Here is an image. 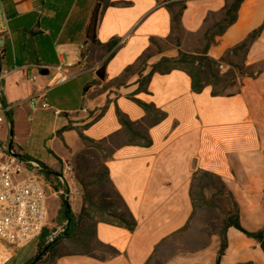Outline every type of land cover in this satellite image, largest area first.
I'll list each match as a JSON object with an SVG mask.
<instances>
[{"label": "crops", "instance_id": "0c3cea01", "mask_svg": "<svg viewBox=\"0 0 264 264\" xmlns=\"http://www.w3.org/2000/svg\"><path fill=\"white\" fill-rule=\"evenodd\" d=\"M229 1L0 0L2 68L8 71L2 80L3 102L10 107L0 128L1 139L12 142L29 158L30 139L44 132L59 162L51 168L60 174L65 162L73 165L90 142L84 137L102 150L108 148L104 165L109 183L136 221L129 229L97 220L92 236L62 237L64 245L54 243L37 264H148L158 246L190 221L196 169L224 181L245 229L264 230V0H242L236 21L209 48L208 54L219 59L260 29L244 56L252 72L237 75L224 94H212L211 85L195 92L190 75L179 68L156 72L147 91L138 90V70L125 73L146 52L151 56L143 74L162 56L178 54L177 47L155 50L151 42L154 38L161 43L172 36L173 11H180V35H197L211 17L223 15ZM94 11L97 24L91 40L87 37ZM80 61L85 66L70 68L72 76L64 81L56 80L54 70H47ZM102 66L104 77L100 78L97 71ZM39 89L45 90L51 108L32 109L30 99ZM134 97L154 104L165 117L151 122ZM54 109L61 113L56 115ZM118 109L134 123V130L151 139L150 145L139 138L132 140ZM52 116L53 124L46 123ZM73 178L74 174L68 180ZM52 187L55 191L49 198L64 196L61 190L70 196L69 203L76 198V208L71 204L75 216L76 209L88 206L84 200L77 202L82 193L74 181L67 189ZM56 207L59 213L61 205ZM86 218L79 219V225ZM227 238L219 264H264L260 241L232 226ZM70 240L74 243L67 250ZM27 245L5 264H25L19 252ZM211 248L208 262L216 264L220 248L216 235ZM203 252L176 254L164 264H204L201 261L207 255Z\"/></svg>", "mask_w": 264, "mask_h": 264}, {"label": "rangeland", "instance_id": "374dc122", "mask_svg": "<svg viewBox=\"0 0 264 264\" xmlns=\"http://www.w3.org/2000/svg\"><path fill=\"white\" fill-rule=\"evenodd\" d=\"M219 18V15L211 17L205 30L210 27L214 21L219 20ZM205 30L197 35H183V33H181L179 37H170L166 41L156 44L154 49H172L180 44L181 49L185 51L195 52L202 50L208 41V37L204 34ZM228 60L230 63L223 62L228 68L223 72L220 70L223 75H226L227 79L231 78V73L241 75L243 74L241 72L251 70L244 64L243 52L241 51L233 53L232 56L228 57ZM222 84H225V82ZM49 118L51 119H47L46 123L53 124V116ZM61 121L62 117L60 118V122ZM44 134L43 132L40 137L34 135L30 139L31 147L29 150V158L50 168L57 167L59 162L50 150L49 138L45 139ZM109 152L110 150L108 148L102 150L95 143L89 142L72 161L75 168L74 178L71 180H73L75 184H79L80 193H82V197L77 199L78 203L84 200V194L87 190L99 203L108 204L112 210L118 209L119 211H125L121 200L118 198L112 185L108 182L104 174V160ZM73 181L70 182L73 183ZM193 190L197 198V204L190 221L182 231L166 239L158 246L148 264H164L169 258L176 254H186L203 250V253L207 256L206 261L204 258L201 262L210 264L208 259L212 256V237L214 235L219 237V231L223 226L224 219L230 211L233 212V206L226 191L223 192L224 187L218 179L211 180L207 177L198 178L195 180ZM48 193L50 195L51 192L48 191ZM62 199L61 195L51 196V198L48 199L49 219L47 226L37 239L29 243L19 252V260H24L25 264H29L37 254V243L39 242L45 245L57 238V243L60 242V244L63 243L64 245V242H61V232L57 233V231L63 227L59 225L60 220L56 212V206L62 204ZM75 201L76 198H73L70 206L73 205L76 208ZM81 212V207L75 211L77 215H80ZM89 213H92V210H89ZM91 223L92 220L87 217L83 219V224L79 225V228L84 231L88 229ZM72 243H74L73 240L68 241L65 248L67 250L72 249L70 246ZM249 264L254 263L250 262Z\"/></svg>", "mask_w": 264, "mask_h": 264}, {"label": "trees", "instance_id": "16d2710c", "mask_svg": "<svg viewBox=\"0 0 264 264\" xmlns=\"http://www.w3.org/2000/svg\"><path fill=\"white\" fill-rule=\"evenodd\" d=\"M242 0H230L224 11L223 15L219 18V20L214 21L213 24L208 27L205 30V36L208 37V41L206 42L205 46L202 50L195 51V52H189L185 51L180 48V44H178L176 47L178 48V54L176 56H162L157 62L153 63L151 65V68L147 74H143L144 69L146 68V60L151 56L149 53L142 54L137 63L134 65H130L125 69V73H130L138 70L139 78V87L138 90L147 91V85L152 78V76L156 72L166 73L171 71L172 69H183L186 70V72L190 75L192 79V89L195 92H201L203 88L207 85L212 86V94L218 95V94H224L225 88L229 84V82L233 81L237 77V73H231V78L227 79L226 75H223L220 72L219 65L223 62L230 63L228 60V56L233 53H237L238 51L243 52V58L245 56V52L247 51V48L249 44L254 40V38L257 36L260 29L253 30L242 42L235 45L234 47L228 49L226 51V54L222 56L219 59H216L208 54L210 46L215 42L216 36L221 35L225 32L226 28L234 23L237 19V12L240 7ZM183 6L180 8L182 10ZM97 24V12L94 11V14L92 16V20L89 27V35L87 39L94 40L95 39V27ZM172 29L173 34L170 37L176 36L179 37L180 31H181V25H180V11H173L172 12ZM152 44H158V42L152 38L151 39ZM252 72L246 71L241 73H249ZM225 82V84H222ZM135 101L142 106L149 114V119L151 122H158L161 119L165 117V113L162 110L157 109L154 104H149L146 102H143L140 99L135 98ZM118 117L120 121L122 122L125 129L130 133L132 140L134 138H139L144 140V145L148 146L151 144V139L133 128V122H131L127 116L122 113L119 109L117 110ZM85 139L89 140L90 142L95 141L93 139H89L84 137ZM44 168V174L46 179L54 186L55 189L59 190L61 188H66L67 185L65 183H62L59 179L60 173L56 170H53L50 167H47L43 165ZM105 170V176L106 179L109 182L108 179V170L107 167L104 165ZM201 177H207L211 180L218 179L220 183L224 187V191H226L227 195L230 197L232 206H233V212H229L227 217L224 219L223 226L221 230L219 231V238H220V248L218 250V256L216 260V264H219L221 256L224 254L227 245H228V238H227V229L229 227H235L238 230L242 231L244 234H246L249 237H253L261 242L262 247L264 248V230H258V231H248L245 229L240 221V215H239V208L237 202L234 200L232 194L229 190L226 189V185L224 181L216 174L203 170V169H196L193 173V179H192V202L194 209L197 204V198L194 193L193 187L195 185V180ZM115 191V190H114ZM116 192V191H115ZM118 198L121 200L123 207L125 208V211H119L118 209L112 210L111 207L108 204L105 203H99L92 197L90 192L86 190L84 194V202L88 204V206L83 207L81 214L78 216H75L72 212L69 200L67 197L62 196V204L61 208L59 210L58 216L60 220V224L64 228L63 231L60 234V237H67V238H75L80 239L81 234H88V236H92L94 234L93 227L94 223L97 220H106L109 222H115L118 224H122L126 226L129 229H133L136 221L131 217L130 213L127 211V207L119 194L116 192ZM115 206V205H113ZM88 210V211H87ZM89 210H92V213H89ZM82 217H89L92 220V223L89 224L88 229L85 231H82V229L79 228V219ZM58 239H54L52 242L47 243L43 245L41 242L38 243L37 248V254L33 258V260L29 264H37L39 261L43 259V255L45 252L52 246L54 243H56ZM250 262L246 263H239V264H249Z\"/></svg>", "mask_w": 264, "mask_h": 264}, {"label": "built area", "instance_id": "2783aa9c", "mask_svg": "<svg viewBox=\"0 0 264 264\" xmlns=\"http://www.w3.org/2000/svg\"><path fill=\"white\" fill-rule=\"evenodd\" d=\"M81 48L85 49V45ZM3 56L4 52L0 46V128L10 110L3 102L2 80L8 72L2 68ZM77 66L83 68L85 65L82 61L76 64L69 62L48 67L47 70H54L57 74L56 80L64 81L72 76L69 69ZM219 67L222 72L228 68L224 63ZM32 78L36 79V76ZM44 92L45 90L39 89L33 94L30 99L32 109L51 108L44 97ZM53 112L56 115L61 113L58 109H54ZM73 171V165L65 162L59 175L60 181L68 187L70 185L68 179L73 177ZM48 191L55 190L45 177L43 165L27 158L16 145L0 137V264H5L19 248L42 234L49 219ZM59 192L65 197L68 195L63 190Z\"/></svg>", "mask_w": 264, "mask_h": 264}, {"label": "water", "instance_id": "95a60500", "mask_svg": "<svg viewBox=\"0 0 264 264\" xmlns=\"http://www.w3.org/2000/svg\"><path fill=\"white\" fill-rule=\"evenodd\" d=\"M47 72H48V71L45 70V71H43L42 73H43V74H46ZM103 73H104V67L102 66V67H100V69H98V71H97V75H98L100 78H103V77H104Z\"/></svg>", "mask_w": 264, "mask_h": 264}]
</instances>
